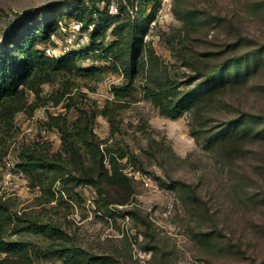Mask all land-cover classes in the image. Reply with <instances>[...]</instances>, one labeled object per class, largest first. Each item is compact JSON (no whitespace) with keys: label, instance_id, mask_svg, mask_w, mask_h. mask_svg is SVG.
<instances>
[{"label":"rangeland","instance_id":"374dc122","mask_svg":"<svg viewBox=\"0 0 264 264\" xmlns=\"http://www.w3.org/2000/svg\"><path fill=\"white\" fill-rule=\"evenodd\" d=\"M67 1L0 0V52L13 47L28 24L44 22L54 32L44 43L60 46V26L74 19L84 26L82 46L98 32L92 43L97 46L78 65L108 66L96 77L59 74L41 83L39 92L19 87L14 104L20 109L0 117V177L5 160L16 165L27 147L47 156L60 153L67 170L77 174L82 165L63 151L62 140L74 143L87 163L89 155L79 148L85 119L100 148L122 147L136 158L119 159L128 186L99 195L75 180L60 191L57 180L52 188L58 199L50 202L28 174L15 170L17 185L1 199L55 233H14L6 240L40 248L52 239L65 243L69 257L28 264H264V0H160L151 21L147 0L97 1L98 10L113 16L103 30L98 10L89 17L88 0L79 18L65 14ZM89 18L95 20L91 29L85 25ZM132 23L136 57L144 54L145 66L129 94L118 99L113 86L127 82L125 56L101 54L117 38L113 28L122 27L125 44ZM223 62L230 65L226 73L239 76L180 116L161 114L144 95L149 83L191 86ZM117 103L123 106L115 109L111 124L101 110ZM231 122L236 137L205 147L210 134ZM171 180L177 182L168 185ZM103 255L107 262L99 259Z\"/></svg>","mask_w":264,"mask_h":264},{"label":"trees","instance_id":"16d2710c","mask_svg":"<svg viewBox=\"0 0 264 264\" xmlns=\"http://www.w3.org/2000/svg\"><path fill=\"white\" fill-rule=\"evenodd\" d=\"M103 0H88L90 5L89 17L97 11L96 2ZM152 8L146 21L153 19L154 10L160 5V0H147ZM130 0H127L129 3ZM66 7L67 16L81 17L85 14L88 5L83 0H68L62 3ZM113 16H109L105 11L98 10V20L101 21V30L105 29ZM94 24L95 20L89 18L85 25ZM84 27V26H83ZM26 32L21 38L13 44V47L0 52V117L4 114L7 118L20 106L14 104L21 93L20 86L39 92V85L45 81L55 78L59 74L83 75L96 77L108 66H79L78 61L85 57L84 54L97 46L93 39L98 32L91 33V39L87 47L78 50H70L58 58H49L40 46L47 40L53 32L49 23L44 22L42 25H31L25 27ZM116 40L111 45L104 48L101 56L108 57L111 54H117L116 59L125 56L123 73L127 79L125 84L113 86L114 95L120 99L129 94L133 85L134 78L141 69H144V54L137 59V32L136 24L129 25L126 33L127 40L123 44V29L120 26L113 28ZM140 40V38L138 39ZM141 41V40H140ZM148 59L155 61L156 56L152 49L148 50ZM229 63L223 62L217 69L206 72L195 84L182 88L172 89L175 86L164 84H145L144 95L150 99L157 107L159 112L170 117L180 116L184 111L191 109L197 102L203 101L208 94H214L225 85L230 83L234 78L239 76V72L233 70L226 73ZM141 68V69H140ZM117 70V68H113ZM123 104L117 103L115 108L104 107L101 113L104 114L111 124L114 122L115 109L121 108ZM80 120V119H79ZM85 125L79 133L81 146L84 153L89 155L86 163L79 149L74 143L67 142L63 137L62 149L70 156H75L82 165V170L77 174H72L67 170L61 160L60 153L52 156L41 154L29 147L17 154V169L31 177L33 186H39L45 194L44 202L57 200L56 191L52 188L55 181L61 183L60 191L65 189V183L75 180L76 184H89L97 189L99 195L106 192L108 188L126 187L129 185L128 176L122 172L119 159L129 156L133 159L136 155L128 154V151L119 147L118 150H112L105 146L100 148V142L93 140L87 133L88 120L85 119ZM78 121V120H77ZM87 123V125H86ZM91 125H89L90 128ZM62 129V127H61ZM65 132V129H62ZM237 136L235 124L228 123L210 134L206 141L207 148L212 147L216 140H226ZM106 153V154H105ZM106 157V162L104 159ZM108 164V166L106 165ZM177 180H171L168 185H174ZM122 200L120 203H124ZM55 229V228H54ZM49 226L43 225L33 214L22 211L10 210L8 204L0 197V264H28L33 259H46L52 256L59 258L69 257L66 254L65 243L50 242L46 247L40 248L33 243L23 242L21 240L8 241L6 237L14 233L31 232L35 234L46 235L55 233ZM54 235V234H51ZM55 241V242H54ZM101 261L107 262V256H100ZM264 262V261H263Z\"/></svg>","mask_w":264,"mask_h":264},{"label":"built area","instance_id":"2783aa9c","mask_svg":"<svg viewBox=\"0 0 264 264\" xmlns=\"http://www.w3.org/2000/svg\"><path fill=\"white\" fill-rule=\"evenodd\" d=\"M61 25V23H60ZM90 29L92 28V25H89ZM83 24L79 20H71L69 24H62L60 26L61 31H63L64 34V42L62 45H56V44H42L41 49L43 50V53L49 57V58H58L63 56L66 52L70 50H78L83 47L82 46V40L80 37V34L82 32ZM54 36V33L51 34ZM87 45V44H86ZM4 166L6 168L3 175L0 177V194H5L9 190H13L17 182L14 180V172L17 170L16 174H19V170L17 169L15 162L11 159L5 160ZM14 170V171H13Z\"/></svg>","mask_w":264,"mask_h":264}]
</instances>
